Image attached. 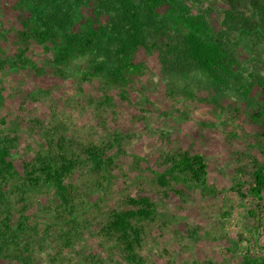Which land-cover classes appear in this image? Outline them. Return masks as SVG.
<instances>
[{"label":"rangeland","instance_id":"374dc122","mask_svg":"<svg viewBox=\"0 0 264 264\" xmlns=\"http://www.w3.org/2000/svg\"><path fill=\"white\" fill-rule=\"evenodd\" d=\"M178 1L203 14L232 58L234 77L224 85L196 69L180 72L175 46L184 29L145 18L144 10L145 46L131 54L140 72L111 83L117 43L101 31L118 17L112 4L0 0V136L13 140V178L3 188L0 219L6 232L25 215L30 240L27 249L8 253L0 244V264H124L117 244L99 230L110 209H130L126 200L138 196H147L154 212L140 222L135 264H241L242 257L264 256V213L245 183L235 186L264 161L259 126L248 119L261 108L264 38L237 28L264 31V11L255 8L264 0ZM41 23L53 31L45 44L31 36ZM68 35L82 53L56 69V48ZM94 63L102 67L98 78L88 75ZM61 143L80 155L65 179L75 189L73 207L64 209L51 184L30 187L25 180L37 153ZM88 145L111 157L104 176L93 170ZM181 152L204 157L203 187L184 178L168 187L156 183L167 159Z\"/></svg>","mask_w":264,"mask_h":264},{"label":"trees","instance_id":"16d2710c","mask_svg":"<svg viewBox=\"0 0 264 264\" xmlns=\"http://www.w3.org/2000/svg\"><path fill=\"white\" fill-rule=\"evenodd\" d=\"M103 4H112L116 11L119 12L118 17L111 23L109 31L102 30V36L107 39H113L117 46L114 48V54L117 56V62L108 71L110 82L116 83L124 81L128 75L134 76L140 72V63H131V54L138 48L144 47V25L142 24L141 11L144 10L145 18L154 16L158 22L166 24L168 28L184 29L176 51L179 53L180 62L178 67L180 72L186 73L192 69L201 71L205 77L213 84L224 85L226 80L234 77L233 60L228 52L220 44L218 38L212 34V29L206 25L203 14L191 13L188 7L178 0H100ZM233 1V0H232ZM143 8V9H141ZM157 8H163L161 14L157 13ZM255 8L264 11L261 3L256 2ZM225 18H229L230 14H224ZM154 21V20H153ZM38 31L32 33V37L40 44L48 42L52 36V26L40 24ZM238 31L240 33H255L264 38V31L252 29L251 31L244 25H240ZM77 38L75 35H68L64 43L56 48L55 57L52 64L56 69H61L71 57L78 53H82L80 49H76ZM102 71L99 64L94 63L91 67L89 76L98 78V72ZM107 74V75H108ZM258 90L261 95V108L255 112L248 114L249 121L259 126L257 142L258 151L264 155V81L258 84ZM12 138H3L0 136V204L1 197L4 196L3 188L12 180L11 145ZM103 147L88 145L84 151L91 155L94 171L98 174H104L106 169L112 164L111 157L104 156ZM64 145H51L48 152L37 153L35 160L32 161L30 170L25 176L28 186L38 187L40 184H51L54 191L58 195V205L62 209L73 207L75 198V189L71 185H65V179L71 170L79 163L80 155L68 152ZM169 166L156 177V183L164 186L174 185L178 179L184 178L191 183L203 187L205 183V159L199 154H185V152L176 153L173 158L167 159ZM253 169L248 174V180L238 181V184H246V193L254 207H257V213L261 210L264 213V161L253 163ZM104 176V175H103ZM102 176V177H103ZM237 192H239L237 190ZM150 199L147 196H138L134 199H127L130 209H110L105 221L101 225L99 233L102 237L112 238L119 247V254L124 264H135L140 260L136 254V249L140 242V231L142 226L140 222L148 220L154 212ZM255 211V210H254ZM252 211V214H257ZM62 222V221H60ZM74 226L72 230L77 229L76 218L68 220ZM16 228L6 229L4 232V222L0 219V244L1 250L5 253L10 252L13 246L29 244L27 236L26 216L21 215ZM76 226V227H75ZM21 230V234H18ZM65 243L70 242V237L65 238ZM19 248V247H18ZM264 249V245L260 247ZM25 249V250H26ZM241 264H264V256L242 257Z\"/></svg>","mask_w":264,"mask_h":264}]
</instances>
